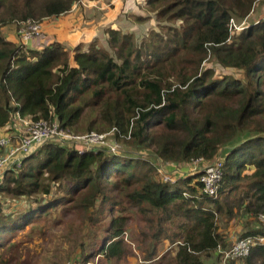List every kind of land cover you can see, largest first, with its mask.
I'll return each instance as SVG.
<instances>
[{
    "label": "trees",
    "instance_id": "1",
    "mask_svg": "<svg viewBox=\"0 0 264 264\" xmlns=\"http://www.w3.org/2000/svg\"><path fill=\"white\" fill-rule=\"evenodd\" d=\"M82 1L107 0H0V133H21L15 113L55 118L76 133L116 127V141L141 155L125 146L79 153L45 143L0 181V249L36 216L61 206L98 222L96 212L110 203L101 245L78 261L126 257L121 212L131 209L151 222L142 232L145 264H220L235 237L264 235V14L249 19L264 0H145L154 27L139 35L110 25L71 49L59 40L28 47L3 33L14 24L18 31L23 20L62 16ZM150 19L132 22L147 26ZM222 150L217 198L203 192L200 174L165 182L155 163L187 166ZM5 196L28 202L7 211ZM176 220L171 231L165 224ZM242 220L245 229L228 231ZM166 242L174 248L161 254ZM244 264H264V244L254 245Z\"/></svg>",
    "mask_w": 264,
    "mask_h": 264
},
{
    "label": "rangeland",
    "instance_id": "2",
    "mask_svg": "<svg viewBox=\"0 0 264 264\" xmlns=\"http://www.w3.org/2000/svg\"><path fill=\"white\" fill-rule=\"evenodd\" d=\"M140 2L145 4V0H139V2H137V0H128V3L130 4L126 6V9H128L131 14H143L144 12L142 11V4ZM263 14V6H256L249 19H258ZM72 16L75 15H70L68 18H71ZM153 16L156 18L155 13H153ZM131 17L133 18V15H131ZM132 21H136V19H133ZM63 22L66 23V21ZM71 23L77 25L75 27H78L79 34L86 29L88 32L93 31L92 35L96 34V29L90 24L84 23L82 25V21L78 22L76 20ZM135 24L140 26L138 23ZM140 24L145 25L148 24V22L143 21ZM12 29L14 30L13 27ZM136 32L139 35L143 34L142 30H136ZM80 38H82V36ZM100 38H102V36H100ZM18 44H21L20 38ZM71 54L73 56V51ZM206 64L215 67L213 60H208ZM224 72L234 73L237 76H241L242 73L238 70L229 68L224 69ZM16 121L20 129L22 125L18 120ZM81 123V126H85L86 120L83 119ZM17 141L18 138H14V142ZM121 146L122 148L125 146L127 152L131 151L132 153L138 154L136 152L137 149L131 147L128 142L121 143ZM42 148L43 146L37 152ZM150 155L151 154H147L144 156L147 158ZM156 161L157 160H155V163ZM171 175L175 178L178 177L177 172H173ZM181 176L184 175H180L178 178ZM160 177L162 178V176ZM25 200L28 202V199L25 197L12 199L5 196V201L7 202L5 209L7 211H12ZM97 206H100L99 203ZM110 206V203H107L103 213L96 212V217L99 218L98 222H95L88 216H83V214H79L73 210H63L61 206L49 214H45L41 217L36 216V218L29 222V225L18 231L15 236L12 237L10 241L11 243L0 249V264H67L83 258L93 250L98 249L101 245L103 236L106 234V228L110 222ZM121 214L128 218L124 237L129 245V254L119 262H109L102 254H97L91 259L97 260L98 264H145L141 260L145 254V244H143L142 232L150 230L151 222L135 210H125L122 211ZM150 217L153 218V216ZM176 222H178V220L175 222H167L165 225H167L171 231H177L178 227ZM154 224H156V221ZM221 226L223 228L225 227V224L221 223ZM242 228L245 229L244 220L234 222V224L231 223L227 229L229 232H235ZM12 244H16V246L12 247ZM172 246L173 245L169 242L164 243L160 253L164 254L165 251ZM172 248H174V246ZM242 258L233 259L231 264H244V257Z\"/></svg>",
    "mask_w": 264,
    "mask_h": 264
},
{
    "label": "built area",
    "instance_id": "3",
    "mask_svg": "<svg viewBox=\"0 0 264 264\" xmlns=\"http://www.w3.org/2000/svg\"><path fill=\"white\" fill-rule=\"evenodd\" d=\"M233 26L239 28L232 19ZM42 23L27 19L19 22L18 35L21 45L40 34ZM15 118L21 123V133L18 137L8 134L0 135V181L8 170L19 171L24 166V160L27 156L37 152L45 143L56 141L64 146H72L79 153H83L92 147L108 148V151H122L121 144L116 141L114 133L116 127L106 132L91 131L86 133H76L70 131L60 124L58 119L51 120L36 119L22 117L19 113H15ZM130 138V134L127 136ZM14 138H18L14 142ZM157 169L165 182H176L180 175L200 174V180L203 184V192L210 197L217 198L220 194V183L223 175L222 154L218 153L209 160L205 158H197L187 166H173L170 161L157 160ZM177 172L178 177L175 178L171 174ZM260 220L264 226V215H260ZM235 237V236H234ZM258 243L264 244V235L254 237H235V241L231 248L222 250L224 254L220 264H227L228 259H239L247 257L252 247ZM67 264H98L97 260L89 259L88 261H72Z\"/></svg>",
    "mask_w": 264,
    "mask_h": 264
},
{
    "label": "crops",
    "instance_id": "4",
    "mask_svg": "<svg viewBox=\"0 0 264 264\" xmlns=\"http://www.w3.org/2000/svg\"><path fill=\"white\" fill-rule=\"evenodd\" d=\"M137 2H139V0H137ZM140 3L144 4L143 2ZM128 4H130L128 3V0H107L96 3L82 1L68 13L57 18L45 19L42 21V30L40 34L29 40L26 43V46L42 48L46 44H49L55 40H59L64 42L66 46L71 49L80 43L88 44L95 39L102 29L110 25L119 27L127 32L133 31L134 29L145 31L148 28L155 26L156 21L152 16L153 14L149 11L147 12L144 5H141V8L143 7L142 11L144 12L145 10V14H131L129 13L128 9H126ZM70 15L75 16L68 18ZM131 15H133V18ZM143 15L151 16L149 25L138 26L132 22L133 19H137L139 16ZM75 20L78 22L82 21V25L84 23L90 24L96 29V34L92 35L93 31L88 32L87 29L79 34L77 29L78 27H75L77 25L71 23ZM63 21H66V23ZM3 33L8 39L19 42V35L17 32V26L15 24L4 27ZM81 36L82 38H80ZM2 130H0V132ZM11 135L18 137L19 131L13 132ZM224 153H226V150H222V155Z\"/></svg>",
    "mask_w": 264,
    "mask_h": 264
},
{
    "label": "water",
    "instance_id": "5",
    "mask_svg": "<svg viewBox=\"0 0 264 264\" xmlns=\"http://www.w3.org/2000/svg\"><path fill=\"white\" fill-rule=\"evenodd\" d=\"M90 150H98V151L101 150V151H104V150H108V148L92 147V148H90ZM219 153L222 154V151L219 152Z\"/></svg>",
    "mask_w": 264,
    "mask_h": 264
}]
</instances>
